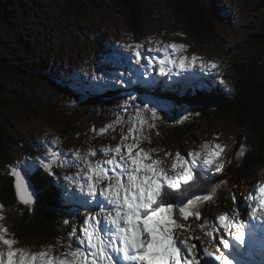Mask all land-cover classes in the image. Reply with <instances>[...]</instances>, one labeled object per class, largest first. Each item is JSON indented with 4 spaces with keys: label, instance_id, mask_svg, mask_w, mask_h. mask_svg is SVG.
Returning a JSON list of instances; mask_svg holds the SVG:
<instances>
[{
    "label": "rangeland",
    "instance_id": "374dc122",
    "mask_svg": "<svg viewBox=\"0 0 264 264\" xmlns=\"http://www.w3.org/2000/svg\"><path fill=\"white\" fill-rule=\"evenodd\" d=\"M263 1L201 0L208 9H214L216 15L221 19L223 24L217 28L218 24L215 26L212 21L208 22L206 16L202 15L200 17L204 23L197 27L193 21L196 10L191 13L189 8L183 5L184 0H0V57L1 59L9 57L10 63L20 64L27 71L21 75L0 73V148L2 151L6 150V152L3 151L5 156L0 153L2 171L6 174L7 165L25 157L45 156L49 148L55 147V145L46 142L53 141L55 137L62 139V144L59 147L64 152L69 149L87 151L90 146L102 148L111 145L115 147L133 124L131 119L134 113L133 107L128 106L127 111H124L122 107L128 100L129 94L138 97L159 95L161 100L168 102L181 95L185 97L182 99H189L185 101V106H190L199 102L198 99L207 97L210 94L204 91L203 82L199 79L179 84L176 89L168 87V92L162 95L158 94L159 89L163 87L160 83L156 85L158 88L155 86L151 89L141 83L129 84L128 80H136L137 70L144 71L137 67L134 53L129 49L122 51L126 56L131 57L125 60L122 65L100 63V58L111 50L109 45L117 47L119 42L132 41L136 37L138 40L148 43L151 39L152 42L143 44V47H152L155 44L156 40L152 35L142 37L140 34L159 32V34H168L174 38L173 35L183 33V36H177L182 39L184 44L193 45L194 54L201 55V51L196 50L200 48L195 43H199L205 46V51L208 53L219 55V60L222 59V65L225 66L223 67L233 71L235 69L232 65L234 56H237L238 61H242L251 60L255 54L248 53L245 56L242 52L236 51L240 47L241 49L243 47L258 49V56H261L260 52H264L260 49L263 45L261 39L264 36V28L261 25L264 21V18L262 19ZM225 7L233 10L229 11ZM220 13H223L226 19L231 20L235 17L234 21L238 24L228 23L220 17ZM134 16H139V20L134 21ZM193 28L195 31H192ZM210 32H216V35L213 36ZM252 33L257 35L258 40L249 47L245 45L246 37L249 38ZM148 56L163 57L147 54L141 57L140 66L147 65ZM202 58L204 59V57ZM255 58L257 59L256 56ZM148 68L150 70L147 71L152 76H158L163 81L157 65ZM94 76L101 77V79L94 80ZM121 77L125 80L123 84L118 83ZM163 78L167 79V77ZM105 81L111 86H104ZM228 85L232 87H223V90L219 89L213 92V103L216 99L231 102L240 100L242 96L237 87L238 83L228 77ZM154 89L157 90L154 91ZM253 104L256 108L259 107L257 99L253 100ZM250 105L251 101L245 98L240 106L244 108V106L250 107ZM178 110L169 113L161 112L162 119L157 122V127L151 130L144 129L145 134L151 137V142L144 140L140 145L145 150L156 148L157 155L160 159L165 160L167 166H169L167 162L169 157H165V152H169L170 146H174L176 149H185V146L190 149H199L201 143H204V137L197 139L201 135H206L205 139L208 138L210 141L215 139L218 143L227 146L225 151L230 152V155L223 162L222 172H227V170L229 172L233 168L228 163L232 161L238 143L239 146L245 142L248 146L251 144V147L255 149L257 147L258 140H245L244 137L239 136L241 135L240 126L232 122L234 118L238 117L235 112L232 115L233 119L227 118L224 113H221L219 118L217 115L212 117L209 123H199L195 127V129H199L195 135L183 137L181 143H178L179 141L174 140V136L171 137L169 126L166 125L168 120L179 118L180 114L172 115L174 112L179 113ZM220 110L218 109L217 112ZM118 117L121 118L120 122L122 123L131 121L127 128L121 129L119 122L113 128H109L106 133H99V129L111 124ZM84 122L89 123L84 124ZM93 127L97 130L96 132L91 130ZM4 132L6 137L3 136ZM157 132H159V136ZM30 141H33L37 148H30ZM224 141L231 143L227 145ZM255 149L248 147L243 159H249L250 152L257 153ZM95 159H106V157L98 153ZM255 163L257 162L255 161ZM58 168L72 170L60 172L61 176L74 174L78 171V168L74 166L57 167L54 171H57ZM237 168L239 171L233 169L231 172H241L240 175L246 173L239 167ZM236 174H232V177L236 178L233 180L235 187L239 183ZM8 176L14 179L12 176ZM42 176L46 179L48 175L44 173ZM211 177L212 174L207 179ZM262 178H264V171L249 183L252 187L248 188V191L251 192L258 183H264ZM205 182L208 183L207 180ZM39 187L40 193H45L51 203H60L56 201L54 195L44 191L42 186ZM235 187L229 188L223 185L224 195L219 194V198H227ZM241 189H246V186L237 190ZM209 191L210 187L207 192ZM241 200L238 196V202ZM2 203L5 205L4 213L7 215L4 224L9 233L14 234L18 239L17 247L33 245L40 251L42 246H47L38 238L34 244H20L27 239L24 237V234L27 233L13 215V209L17 206L14 203H8V200L2 201ZM219 203L220 201L217 200L216 203L212 202L207 205L212 210H223V212L234 210L223 209L225 204L220 205ZM81 209L89 211L83 207ZM80 210L77 215L85 217L80 213ZM22 215L26 216L24 212ZM30 215L36 216L35 214ZM13 219H16V222ZM176 220L180 224L187 225V228L180 229L181 233H189L188 237L183 239H189L193 235L197 237L193 230L199 232L202 221H208L209 224L213 222L209 217L201 218V220L189 217L187 221L183 222L179 218ZM204 230L208 232L211 231V228L206 227ZM65 232L66 230L63 233L60 231L61 238L66 236ZM247 240L248 236L246 235ZM63 242L67 245V239ZM189 242L191 243L190 239ZM256 244H260V240L255 242V246H257ZM202 246L215 251L217 242L213 236L206 234ZM255 246L252 255L247 256L246 259L259 262L264 257L261 256V248L256 251ZM58 248L62 249L59 245Z\"/></svg>",
    "mask_w": 264,
    "mask_h": 264
},
{
    "label": "snow or ice",
    "instance_id": "6c2138e0",
    "mask_svg": "<svg viewBox=\"0 0 264 264\" xmlns=\"http://www.w3.org/2000/svg\"><path fill=\"white\" fill-rule=\"evenodd\" d=\"M155 44L156 47L149 51L163 53V57L148 56L147 65H141L144 71L137 70L136 80H128L129 84L141 83L149 89L158 83L171 87L196 79L203 80L199 73L212 75L219 68L214 61H205L196 54L186 55L188 45L163 43L161 46L159 40ZM109 47L111 50L101 56L100 63L122 65L131 58L118 47ZM121 47L134 53L136 63L140 64L142 43H126ZM152 65H158L160 76L167 79L159 81L158 77L152 76L147 71ZM197 67L199 73L189 71ZM173 75L182 76V80L172 81ZM93 79L99 81L101 77L94 76ZM118 83H125L124 78L121 77ZM224 83L221 80V84ZM104 86L111 85L105 81ZM134 101L139 102L133 104ZM128 106L134 109L131 117L133 124L115 147L90 146L87 151L69 149L64 152L59 147L62 139L55 137L53 141L46 142L55 147L49 148L45 156L25 157L6 166V174L14 178L17 203L24 208L34 209L41 189L33 178L43 180V176L38 175V170H42L49 177L56 178L60 189L58 198L62 204H70L77 213L80 207L89 211L78 228L73 227L66 238H57L63 254L56 255L52 245L42 246L39 252L17 247L18 239L9 233L3 223L5 205L0 202V264H264V258L259 262L246 259L252 255L257 237L261 256L264 257V183H258L239 202L237 195L231 193L236 209L214 217L211 224L201 222L202 230L211 228L206 234L216 240L215 251L202 246V242L198 247L189 239H180L176 233L184 225L175 219L176 211L184 221L189 217L201 220L202 206L217 198L216 189L201 192L202 185L210 174L223 171L221 157L227 146L205 141L199 149L183 155L176 151L170 166H167L164 159L153 155L156 149L145 150L140 145L144 140L151 142L144 129L156 128L157 122L162 119L160 113L176 111V106L153 95L138 97L132 94L122 106L124 111ZM181 113L174 120L175 124L184 123L192 115L183 108ZM119 122L118 117L98 131L104 134ZM91 130L97 131L94 127ZM247 150L248 145L242 142L233 157L237 163L242 161ZM98 153L106 159H95ZM165 157H172V153L165 152ZM64 166H74L78 171L63 176L54 171ZM225 183L221 180L216 188ZM197 192L201 194H195ZM245 210L248 220L242 221L238 217ZM20 211L23 214V209ZM67 223L65 220L64 224ZM64 239H67L66 246ZM190 239L200 240L194 235Z\"/></svg>",
    "mask_w": 264,
    "mask_h": 264
},
{
    "label": "trees",
    "instance_id": "16d2710c",
    "mask_svg": "<svg viewBox=\"0 0 264 264\" xmlns=\"http://www.w3.org/2000/svg\"><path fill=\"white\" fill-rule=\"evenodd\" d=\"M126 5L129 7V4L127 2H126ZM183 5L185 7H188L191 13L193 10H196L193 21L197 27L200 26L202 23H204L200 17L201 15L206 16L208 22L216 18V14L212 13L205 6H203L201 0H184ZM133 18L136 21L139 20V16H134ZM261 25L264 28V21L261 23ZM192 31H195V29L193 28ZM210 33L212 35H216V32H210ZM246 39L247 41L245 45L250 47L253 43L257 42L258 37L257 35L255 36V34L252 33L251 36L249 38L246 37ZM261 40H262L263 45L260 47V49L261 51H264V37H262ZM257 50L258 49H252V48L246 49L245 47L241 49L240 47L236 51L242 52V54H244L245 56L248 53H255L252 56V59L238 61L237 56H234L233 58L234 61L232 62V65L233 67H235V69L232 71V74L228 76H230V78L233 81H236L238 83L237 87L239 88V92H241V96H242L239 101L231 102L228 100L216 99L213 103L214 93H210L208 89L213 86L211 83L210 84L208 83L209 81H206L203 88L210 95L198 100L199 101L198 111L194 110V108H190L189 106H185L184 103L186 100L182 99L185 97L181 95H179L177 98L172 99V100H178V101H172V102L167 101V103L171 105H175L176 109H182V108L187 109L188 111H192L195 115V116L191 115L193 117L187 120L186 123L175 124L173 119L168 120V123H166V125L169 126L168 128H169L171 137L174 136V140L179 141L178 143H181L180 141H182L183 137L192 135L193 130L195 129V127H197V125H199V123L200 124L209 123L212 120V117L214 118V116L217 115L219 118V115L221 113H224L227 118L233 119L232 115L234 112L237 113L238 117L234 118L232 122L235 123L237 126H240L241 135L239 136L245 137V139H248V140H253V139L258 140L256 149L251 147V144L249 145V149H255L257 153L250 152L249 159L244 160L242 164L237 163L235 159L232 158L234 162L230 166H233V168L229 172H223V173L218 174L219 176L218 178L220 180L226 181L227 183H225L224 185L229 188H231L230 186L232 185L233 180L236 179L235 177H232L233 173H237L236 174L237 179L240 178L238 180L239 183H237L238 186H236L235 189H239L242 187L241 184L244 181V179L241 178L242 176L240 175L241 172H231L233 171V169H236L239 171L237 167H239L241 171L249 173L248 177L252 178L251 181L256 177L255 176L257 173L256 170L258 168L264 171L263 165L259 164L260 162L264 163V74H262L264 73L263 72L264 71L263 70L264 52H260L259 55L261 56H258ZM255 56L257 57V59L255 58ZM9 59H10L9 57H5L2 59L0 57V73L6 74V75H21L22 73L27 72L24 70V68L20 64L10 63ZM155 88H158V86H156ZM156 90L157 89H154V91ZM156 97L160 98L159 95H156ZM245 98H248V100L251 101L250 107L244 106L243 108L240 106L242 101L245 100ZM254 99H257L259 101L258 108H256L255 105L253 104ZM218 109H221V110L217 112ZM196 113H199V115H196ZM3 136L6 137L5 132ZM239 148L240 146L238 143L237 146L235 147L236 151ZM3 151L6 152L5 149H3ZM3 151L0 148V153L5 156L6 154ZM255 161L257 163H255ZM4 173L5 172L2 171V167L0 166V199H2V201L8 200V203L12 204V203H15V200H16L15 190H14V179H11L8 175ZM56 173L61 175L60 172H56ZM43 174L44 172L42 170H38V175L42 176ZM46 179L48 183V190H51L53 185L57 187L56 178L47 176ZM35 180H37L36 177L33 178V181ZM61 183H62V180H61ZM205 184L206 182L204 183V186L202 185L201 191H205V190L208 191V188L210 186H208L207 188ZM210 184L214 185L213 182H211ZM218 193L224 195V191H220ZM39 197L41 201L49 202V199L45 194H41ZM225 199L228 200V198L226 197ZM57 201H60L58 197H57ZM60 207H64L65 210L60 211L59 209H55L52 212H48L47 213L48 216L46 218H43L41 216L39 217H34L31 215L29 216V214L26 216L24 215L22 217L21 215H19L16 208L13 209V213L16 215V218L20 222L21 227L27 233V234H24L25 235L24 237L26 238L27 237L50 238V236L51 237H54V236H52L53 231H52V228L49 227L50 223L48 222V218L58 221L60 225V221H62L63 219H67L70 216H73L74 213H76L77 215V212L73 209H69L68 206L67 207L60 206ZM226 208L235 209V207H232V205L228 203L226 204ZM19 217L22 219L19 220ZM13 221L16 222V219H13ZM65 227H66V224H64L63 227L60 226V231L62 233L66 230Z\"/></svg>",
    "mask_w": 264,
    "mask_h": 264
},
{
    "label": "bare ground",
    "instance_id": "6f19581e",
    "mask_svg": "<svg viewBox=\"0 0 264 264\" xmlns=\"http://www.w3.org/2000/svg\"><path fill=\"white\" fill-rule=\"evenodd\" d=\"M134 21H136V20H134ZM256 36V35H255ZM255 40V39H254ZM249 147V146H248ZM241 162H244V159H242V161ZM240 162V163H241ZM80 210V209H79ZM78 210V211H79ZM182 234V236H183V238H187L188 237V235H189V233H185V232H183V233H181ZM189 239H190V237H189ZM191 240V243H197L198 244V247H200L201 246V244H199V242L198 241H196V240H193V239H190ZM257 240H259V237H257ZM256 240V241H257ZM257 245V244H256ZM214 249V248H213ZM260 249V244H258L257 246H255V250L256 251H258ZM212 250V249H211ZM214 251V250H213Z\"/></svg>",
    "mask_w": 264,
    "mask_h": 264
},
{
    "label": "water",
    "instance_id": "95a60500",
    "mask_svg": "<svg viewBox=\"0 0 264 264\" xmlns=\"http://www.w3.org/2000/svg\"><path fill=\"white\" fill-rule=\"evenodd\" d=\"M263 18H264V16H263ZM263 18H262V19H263ZM263 37H264V36H263Z\"/></svg>",
    "mask_w": 264,
    "mask_h": 264
}]
</instances>
